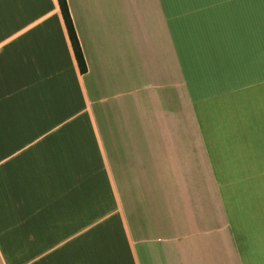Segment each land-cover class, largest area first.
<instances>
[{"label":"crops","instance_id":"1","mask_svg":"<svg viewBox=\"0 0 264 264\" xmlns=\"http://www.w3.org/2000/svg\"><path fill=\"white\" fill-rule=\"evenodd\" d=\"M0 0V264H264V0Z\"/></svg>","mask_w":264,"mask_h":264},{"label":"trees","instance_id":"2","mask_svg":"<svg viewBox=\"0 0 264 264\" xmlns=\"http://www.w3.org/2000/svg\"><path fill=\"white\" fill-rule=\"evenodd\" d=\"M60 11L64 19V23L71 41L72 49L79 67V70L82 74L87 72V65L83 55V51L73 24V20L70 14L67 0H58Z\"/></svg>","mask_w":264,"mask_h":264}]
</instances>
